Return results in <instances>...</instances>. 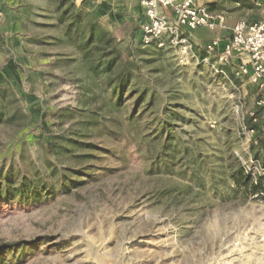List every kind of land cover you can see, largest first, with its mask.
Here are the masks:
<instances>
[{"label":"rangeland","instance_id":"1","mask_svg":"<svg viewBox=\"0 0 264 264\" xmlns=\"http://www.w3.org/2000/svg\"><path fill=\"white\" fill-rule=\"evenodd\" d=\"M209 1L228 28L264 17L252 0ZM95 6L0 0V112L13 117L0 123V178L40 181L38 197L0 198V244H23L0 264H264V133L242 135L236 113L264 121L249 77L236 75V59L218 73L212 58L181 65L172 49L133 37L116 51L144 96L136 109L127 92L99 110L109 89L76 48L80 28L116 25ZM92 109L104 136L81 125ZM73 131L82 148L47 150Z\"/></svg>","mask_w":264,"mask_h":264},{"label":"built area","instance_id":"2","mask_svg":"<svg viewBox=\"0 0 264 264\" xmlns=\"http://www.w3.org/2000/svg\"><path fill=\"white\" fill-rule=\"evenodd\" d=\"M252 3L256 9L264 11V0H252ZM139 4L146 19L140 27V42L144 47L175 50L181 65L190 60L207 62L212 58L218 73H222L220 68L236 59V75L249 77L258 93L255 106L264 109V17L257 23L236 22L226 41L211 39L197 44L193 39L195 31L227 29L221 14L210 12L195 0H139ZM164 10L170 13L167 15ZM199 50L204 54L202 59L198 55ZM239 112L240 132L248 137L255 136L254 129L244 123L242 106L236 107V113ZM246 116L252 114L246 113Z\"/></svg>","mask_w":264,"mask_h":264},{"label":"trees","instance_id":"3","mask_svg":"<svg viewBox=\"0 0 264 264\" xmlns=\"http://www.w3.org/2000/svg\"><path fill=\"white\" fill-rule=\"evenodd\" d=\"M208 9L211 10L212 6ZM74 20H77L76 17ZM72 27L73 24L69 25L67 31H70ZM127 29V23L120 26L114 32H108L105 28L96 23H89L87 26L78 30V35L76 37L78 44L76 48L80 60L87 65L88 71L94 76V83L98 85L100 78L104 79L106 87L109 89L108 97H102L101 105L98 108L99 110L102 106L107 105L108 102H112V100L116 102L117 106L121 105V103L125 101L127 92L129 93L128 97L136 98L133 103V109H136L140 100L144 96L143 93L136 95V87L133 84L131 76L128 75L129 64L121 61L120 53L116 51L117 43L124 40ZM96 110L97 109L89 110L88 114H86L81 122V125L83 128L94 127L95 129L98 127L99 129L94 133H102V136H104L105 132L103 131L104 129L105 131L107 129V121L98 117L100 115L98 114V110ZM12 119V116L4 117L2 112H0V123H9ZM255 119L256 121L254 122ZM246 120L248 128L254 129L256 134H259L257 137H260V134L264 133V121L261 123L260 127H258L256 115L247 116ZM80 134L77 131H73L66 136H61L60 138H57V141L50 142L47 146V150L54 155H58L62 152H69L70 149L75 146H81L80 148H82V143L79 141L82 138ZM260 145H263V143H260ZM99 150L101 151L103 149ZM76 158L82 160L84 157L81 155ZM172 160L173 157L169 155V162ZM12 175V172L9 171L3 178H0V198H3L4 200H8L10 197L24 198L29 190L33 192V195L31 194L32 196L38 197L39 180L23 179L21 183L16 186ZM231 175L235 178L237 184H242L245 187L249 185V177L245 175L242 167L236 160L233 161ZM46 185L50 188L53 184L46 183ZM22 245V243L0 244V260L6 253H12L18 248L19 250L23 249Z\"/></svg>","mask_w":264,"mask_h":264},{"label":"crops","instance_id":"4","mask_svg":"<svg viewBox=\"0 0 264 264\" xmlns=\"http://www.w3.org/2000/svg\"><path fill=\"white\" fill-rule=\"evenodd\" d=\"M195 1L198 4L205 6L207 9L210 8V6H212L213 4V2L209 0H195ZM94 4L96 5L95 6L96 8H99V10L100 8L106 9L105 12H102L100 14H101V18L106 20L107 23L116 22L115 23L116 25L112 27V29H110V32H114L120 26L127 23L128 29L124 40L132 39L133 37H136L140 40V27L143 23H145L146 19L144 16L143 8L139 4V0H94ZM209 11L216 13L212 11V9ZM163 12L166 13L167 15L170 13V11L168 10H164ZM232 28L227 27L225 31H215L216 33L214 34L215 36L213 37H219L221 41H226L227 39L230 38L231 34L229 35V37H227L225 33L226 31H232ZM198 33H201L200 30H197L193 33V39L197 44L205 42L206 40L213 39V37L210 38L209 37L203 38L201 36L199 37ZM173 51L175 52V50Z\"/></svg>","mask_w":264,"mask_h":264}]
</instances>
